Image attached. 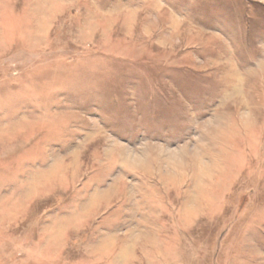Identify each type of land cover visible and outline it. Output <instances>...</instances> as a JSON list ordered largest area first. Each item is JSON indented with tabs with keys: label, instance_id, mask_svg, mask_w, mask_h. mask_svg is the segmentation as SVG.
<instances>
[{
	"label": "rangeland",
	"instance_id": "rangeland-1",
	"mask_svg": "<svg viewBox=\"0 0 264 264\" xmlns=\"http://www.w3.org/2000/svg\"><path fill=\"white\" fill-rule=\"evenodd\" d=\"M0 264H264V0H0Z\"/></svg>",
	"mask_w": 264,
	"mask_h": 264
},
{
	"label": "clouds",
	"instance_id": "clouds-1",
	"mask_svg": "<svg viewBox=\"0 0 264 264\" xmlns=\"http://www.w3.org/2000/svg\"><path fill=\"white\" fill-rule=\"evenodd\" d=\"M257 67H258V65H257ZM236 96L243 97L244 93L242 91L237 92L235 95L227 97V100H230ZM239 118H240L241 123L244 125L251 124L253 119H254L253 113L247 107H242V109L239 113Z\"/></svg>",
	"mask_w": 264,
	"mask_h": 264
}]
</instances>
